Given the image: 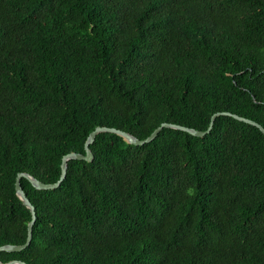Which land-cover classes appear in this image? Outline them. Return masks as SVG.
Returning <instances> with one entry per match:
<instances>
[{"label":"trees","instance_id":"obj_1","mask_svg":"<svg viewBox=\"0 0 264 264\" xmlns=\"http://www.w3.org/2000/svg\"><path fill=\"white\" fill-rule=\"evenodd\" d=\"M264 126V0H0V246L20 172L56 182L97 126L143 139L216 112ZM36 208L29 264H264V133L220 115L144 145L100 133Z\"/></svg>","mask_w":264,"mask_h":264},{"label":"water","instance_id":"obj_2","mask_svg":"<svg viewBox=\"0 0 264 264\" xmlns=\"http://www.w3.org/2000/svg\"><path fill=\"white\" fill-rule=\"evenodd\" d=\"M220 115H230V116L235 117L238 120L253 124V125L259 127L261 129V131L264 133V126L262 124H260L259 122L252 120L250 118H246L244 116H240V115L235 114V113L225 112V111L214 113L212 118H211V123H210L208 129H206V130H199V129H196L193 127H188V126L181 125V124L164 122L160 126H158L148 137L143 138V139L135 136L134 134H132L128 131L120 129V128L109 127V126H97L88 135V138H87L86 143H85V153L71 152V153L66 154L63 157L62 164H61V168H62L61 176L56 182H52V183L44 182V181L38 179L37 177H35L34 175H32L31 173L20 172L18 174L17 180H16L17 194L20 197V199L22 200V202L30 209V211L32 213V219L28 225V236H27L26 242L23 244H5V245L0 246V255H1V252H3V251H8V252L21 251V250L27 248L31 244L32 239H33V227H34V224H35L36 219H37V213H36L35 206L31 202V200L29 199L25 189L23 188L22 178L28 179L32 183V185L34 187H36L37 189H44V190L56 189V188H59L61 186V184L63 183V181L65 180V178L67 176L68 164H69L70 160L79 159V160L92 161L94 159V153H93L92 149L90 148V146H91V144H93L95 142L97 136L100 133H104V132L115 133V134L123 137L129 144L144 145V144L149 143V142L153 141L154 139H156L157 136L160 134V132L164 128H173V129L186 131V132H188L192 135H195V136H204L209 131H211V129L213 128L215 120ZM0 264H29V263H27L26 261L17 260V259L4 262L1 260V257H0Z\"/></svg>","mask_w":264,"mask_h":264}]
</instances>
